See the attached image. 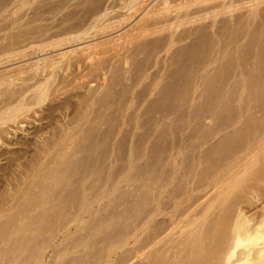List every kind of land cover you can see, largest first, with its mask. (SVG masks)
<instances>
[{"label": "bare ground", "instance_id": "6f19581e", "mask_svg": "<svg viewBox=\"0 0 264 264\" xmlns=\"http://www.w3.org/2000/svg\"><path fill=\"white\" fill-rule=\"evenodd\" d=\"M29 1L16 0V4H14L19 8H15L21 10L22 7L24 8V6L31 3ZM120 1L121 2L119 3L118 1L119 4L116 5L112 3L111 5H113V7L111 6L112 8L108 9H103L100 6V8H98V4L96 5L97 9H95V7L91 9L92 11L87 8L86 9L89 11H86L82 7L86 13L80 16V18H83V21H79L77 24L69 25V27L67 26L68 28L62 29L60 32L56 31L53 34H48L50 29L43 30L37 27L38 31L37 29L34 30L35 32L37 31V33L32 30L34 32H32V35L37 34L39 37L37 36L34 41L31 39V43H28L30 38L21 33L22 36H20L21 34H18V36L11 35L9 39H7L8 41H6V44L0 47V64H2L4 60L8 62L14 57L22 59L26 57L28 53L36 54L37 52L60 49L76 41L84 39L87 41L89 40L87 38L92 39L95 36L97 37L100 33L104 34V32H106L105 30L108 31L109 28L115 29L114 27H121L122 24L125 22L127 23L128 19L132 18L133 15L145 9L143 11L144 14L140 20H138L139 23H136L135 27H133L135 30L129 31L130 33H124L125 35L123 37L121 35L122 38H113V40L110 39V41L108 40L105 43L88 44L87 46L85 45V47L68 50L67 52L61 51L56 54V56L53 55L52 57L37 59V61L33 63L25 64L26 66L22 65L21 68L18 66L16 68L17 70L14 69L11 72L8 71L0 75V143L8 144L9 146L10 144L20 145L23 148L27 147L29 149L33 145L32 148H36L31 158L29 156L31 159L30 161L28 158V160H24L26 155L24 153H27L26 151L28 149L25 151L21 148V150H10L8 152L7 150L5 152L4 148V150H0V185L4 186L3 189L0 187V264H133L132 262H134V264H264V100L260 97L263 94L262 92H264V87H262L263 84L261 86L262 88L257 86V82L255 84L257 80L253 81L256 87L251 85L252 83L250 84L254 87L251 90H255V92L253 91L254 98H249V103H245L246 105L244 107L241 106V108H239L241 110L238 109V115L236 114L237 116L230 119L231 123L227 128L232 127L233 129L235 127L230 136L226 139L220 137L225 140L219 139L215 145L208 146L209 148H206L204 152L201 149L202 152L192 155L191 159L188 157L189 160L186 157L188 161H185V158L183 159V155H181L182 149L180 150L179 147L174 149V147L180 144L175 146L174 143L172 153L170 151L171 146L166 145L164 148L162 147L163 149L158 147L160 148L159 151H157V146L155 147L154 145L153 149L147 152L148 149H146V146L149 143L146 146L141 144V142L143 143L145 141L144 138L143 141H138L140 142L137 143L138 145L135 144L134 147L132 146L133 148L131 147L132 144L130 145L129 152L127 151L128 159H125L126 164H123L124 166L121 164L123 166L121 170L119 169L120 167L117 168L120 171H114L113 165H109L111 163L109 160L113 157L112 156L110 159L109 156H111V154L109 153L112 152L113 154L115 150L112 151L109 149V156L105 158V156L108 155L105 153V149H107L106 141H110L108 137L110 132H112L110 131L108 134L105 132V129H107L106 127L109 128L113 126V121L110 120L112 116L108 114L110 110L116 105L115 107L117 109L115 108V111H113L114 114H118L116 115L118 116V120L115 119L118 122L117 128L129 124L130 117H128V119L124 118L122 114H125L127 110L131 109L132 104H135L136 107L137 104L139 106L144 101V98L151 95L150 93L157 89L159 82L162 80V78H160L161 80L158 82L156 81L157 83L153 80V83L151 82V84H149L150 93L148 95L144 92L145 94L138 93L134 96L136 88H139V86L147 80L148 75L146 76V73L142 72L147 69L145 70V67L142 69L140 66L142 70L139 69V71L142 72L143 75L136 78L134 81L128 76L122 79V77H120L121 75H118L122 74V71L124 74V66L128 65L129 68H126L125 74H129V71H132V68L130 70L132 62L137 56L147 53L149 48L151 54L152 50L155 49L157 54L160 55L162 51L169 52L176 40L178 41L173 35L169 36V38H165L166 40H164V37L158 40H155L153 37L155 41L152 40L150 42H146V38H150V36L152 38V36L156 34L162 35V32L164 33L169 30L172 33V29L207 19H212L215 26L216 18L222 15L233 17V12L235 10L237 11L238 5L241 3L238 4L239 0H237V3H235L236 0H226L227 3H224V0L221 1L223 4L220 2L215 8L214 1L216 2L217 0H159L157 2L159 8L153 5L147 10L151 3L150 0V3L148 0ZM242 1L243 0L240 2ZM78 2L79 5L86 4L85 7L90 6V8L94 4L92 0L91 3L90 0H78ZM100 2H102V0ZM147 2L149 5H146L148 4ZM201 2L206 3V5L208 2L214 3V8L210 11L208 10L210 7H208L206 11L209 13L207 15V12H203L205 11L203 9L206 8L201 7L198 9L200 12L197 13L202 14L203 12V14L205 13L206 15H201L202 17L199 16V18L195 17L193 20V17L189 14L192 17L191 20V17L186 15V12L188 13L187 9L190 11L189 7H194V5L198 6V3ZM64 3L65 0L54 8L49 7L47 13L53 11L56 13V11L62 10L65 5ZM244 3L245 5H243ZM5 4L0 6V10H5ZM261 4H264V0H247V2H242L240 8H246L245 11L248 9L246 16L249 15V19H247L248 17L245 18L248 22L252 18L251 22L253 23L255 16H257V10ZM79 5L77 6L79 7ZM200 5L202 4H199V6ZM156 7L158 9H156ZM175 7H179L177 8L178 10H176ZM240 8L238 10L242 11ZM111 9L112 11L119 9L120 11H124V14L117 16L113 14L109 19L108 17L111 15L109 11H111ZM191 11L195 13L196 9H191ZM15 14L17 13L15 12ZM76 15L78 14L73 11L65 16H61V22L58 20L60 22L59 25L70 24L71 21L74 22V20H77ZM187 16H189L190 19ZM262 17L261 19H263ZM261 19L260 22H262ZM242 20L241 18V20L239 19V21L236 22L238 25L234 21L233 25L236 24V27H240L244 24L245 27V25L251 24H248L246 20L245 23L247 24L243 23L239 25L242 23ZM34 21L32 22L34 23ZM59 25L57 24L56 26L58 27ZM136 25L138 26L137 29ZM260 27L261 26L258 27L259 30ZM14 28H16V26ZM250 30L252 29L250 28ZM230 31L231 34L237 32L233 28ZM256 31L258 32V29L254 32L256 33ZM8 33L10 34V32ZM29 34L31 36V33ZM214 34L217 35L215 32ZM240 34H242V31ZM260 34L261 33H259L260 37L257 36L258 34H256V36L262 39ZM256 36H254V39L258 42ZM234 37L235 36L232 35L230 38L233 39L226 38L222 40V38L218 36L217 41L210 44V46L213 47L209 49L206 48V50L209 51H207L208 54L206 52L205 54L209 57L207 56V59L204 58L205 60L203 59L204 54L202 58L200 57L203 51H201V54H199L200 52L198 51L199 56L197 55L196 57L197 67L193 70L195 73L193 76L194 79L193 81H191V79L190 82L185 83V86H182L183 89L180 91V94L178 92L180 97L179 98L177 95L179 98L178 102L176 101L178 106H181V108H188L191 101L190 97L192 96H190V94L196 91V93H198V89L201 88L199 82L202 78H198L199 75L197 76V74L201 70H207L209 65V62L207 63L208 58L210 63H212L211 59L213 58H215L216 61H220L221 58L219 59L218 57L217 60V55L219 56L218 53H220L223 48V55L220 54L223 58H226L224 56H226L225 54L227 53L224 50L227 51L228 46L238 42L237 40L235 41ZM244 37L246 38V36ZM37 39L41 40L37 41ZM241 39L242 38H239L238 40L240 42L243 40L244 42V39ZM250 40L251 39L246 41V43L248 42L251 44L254 42ZM120 41L121 43H119ZM26 42L27 44H25ZM256 42L255 45H257ZM262 42L261 44H263ZM248 43L247 45H249ZM243 45H245V42ZM252 45H245L251 49L249 50L247 48L248 50H245L248 52V54L246 53L247 55L252 53L255 47L254 53L260 49H258L260 43L258 47H253L254 45ZM262 50L263 52L260 53L258 51V54L260 53L262 55L264 49ZM235 51L238 53V49H235ZM239 53L238 55L241 54ZM235 54L236 53H234V55ZM109 55H111V57L107 58ZM211 55H213V57ZM252 55L250 54V57L248 56V58H250L249 60H251L252 57L254 59L255 56ZM261 55H257L258 58L256 56L258 62L254 59L255 63L257 62L256 65H258L257 68H254V71L259 73H257L258 77L260 74L264 75V66H262L264 64V57H262L264 54ZM210 56L212 58H210ZM239 57L243 58V56ZM113 59H116L115 62L119 64H117L118 66L116 63V66L111 64V60ZM240 59L241 58H237V61H240ZM226 60H229V58L225 59V62ZM233 60L231 58V60L226 62L228 64H222L226 67L229 65L230 61ZM254 61L251 60L253 63L250 64L254 65ZM233 62L230 64L232 65ZM243 63L245 64L246 62L243 60ZM238 65L240 66V64ZM223 66H220V68L222 67L224 70L225 67ZM222 68L220 70H222ZM243 68L247 69L245 66ZM249 69L253 70L252 66ZM227 70L224 72L228 73ZM208 72L210 73V71ZM218 72L220 71L218 70ZM238 73L241 74V72ZM196 77L198 79H196ZM157 78L155 79L157 80ZM85 79H89V81L85 83ZM208 79L211 78L209 77ZM122 80L131 82H129V88L122 90L120 93L117 92L119 94H115L114 89L122 85ZM98 81L99 83L103 81L104 85H99L97 88L95 87L93 89L89 88L91 83ZM246 81L248 80H245V82ZM219 82L215 81L214 85ZM81 89L89 90L87 93L85 92L81 95L78 92ZM247 89L244 87L242 92L237 93L240 95L235 93L237 97L239 96L238 98L236 97L238 99H236V102L241 101L240 96L243 92H246ZM167 90L170 89H166L164 94L168 93L170 95L171 90L169 91L170 93L167 92ZM214 92L215 91H213V94H209V98L208 95H205V99H208V101L211 100L210 96L216 94V92ZM113 95L115 97L112 102L109 99H111ZM126 95H130L131 97L124 101ZM253 95H251V97H253ZM61 96H63V99L60 98ZM164 96L166 97L167 95L165 94ZM168 97L169 96H167V98ZM199 97L201 98V95ZM216 97L217 96L212 98V102L216 100ZM74 98L78 99L76 103L71 102ZM115 98L117 99L116 102ZM192 98L194 101L197 99L193 96ZM262 98H264V96H262ZM56 99L61 101V103L53 104ZM205 99L204 101L206 102L207 100ZM167 100L168 99H165L164 103L169 101ZM194 101L192 103H194ZM210 102L208 103L211 104ZM213 104L214 103H212V109L214 110L217 105L213 107ZM209 107H211V105H209ZM40 112L41 115L43 114L42 119H40ZM59 112H61L63 118L56 119L57 116H55V113ZM64 112L65 114H63ZM210 113H212V111H210ZM213 113L215 112L213 111ZM114 114L113 116H115ZM174 114L176 115L177 113H173V111L169 109L166 111V116L161 117L162 119L159 120L167 122ZM182 114H180V116ZM204 114L205 112H203V117L205 116ZM35 115L39 117L38 120L40 121H44L45 118L48 119L49 122H52L51 125L48 124L50 127V133H47L48 137L42 138L40 136V139L38 138V140L32 141V145L29 141H21L20 138V140L17 139V141L12 143L7 140V136L10 134L8 132L10 127L14 125H24L26 119L34 118L36 117ZM214 116L205 118H208L212 122L217 119V115L214 114ZM112 120H114V118ZM182 121L184 120L181 119L180 122ZM133 122H136L134 127L135 130L142 129L140 127L141 122L140 124H137L135 120ZM156 125L160 126V122H157ZM103 127H105L104 131L102 130ZM124 129L125 128H123V130ZM155 129L156 131L159 130L158 128ZM162 129L163 128H161V130ZM221 130L222 129L215 128L210 133L205 130L203 131L206 132L205 134L200 131L201 135L198 140L195 135H192L194 141H203L201 144L197 142L198 146L195 145L197 146L196 148L204 147L205 144H208L215 136L219 138L218 135ZM45 131L47 130L45 129ZM115 131L114 129V132ZM118 131L120 132V129H118ZM152 131H154V128ZM152 131L151 133L153 134ZM170 131L172 132V130ZM170 131L168 133H170V135L173 134ZM183 131H185V129L182 130V132ZM115 134L114 136L117 135ZM166 134L164 135L166 136ZM145 135L144 137H147L148 133ZM96 137L97 140L100 138L103 139V142L100 141L101 139L98 141L101 142L100 144L96 141L99 146L93 143ZM154 137L155 136H153V138ZM151 140H149V142H151ZM146 141H148L147 138ZM183 142L182 144H184ZM90 145L96 146L94 149H100L101 152L104 151L103 153L106 155L104 154L103 157L105 159L103 158L101 160L105 161L109 158L107 161L110 163L106 161L101 164V160L97 162L99 158L97 161L92 160L91 162L100 163L101 166L92 167L94 164L89 162L92 165L90 164L91 167L87 169L89 166L87 161L91 158L86 161L82 159L83 157L81 155L93 149ZM136 145L138 148L139 145L144 146L140 147L143 148L141 149L142 151H137L138 153H135V150H137L135 148ZM192 147H194V145ZM96 149L93 151H96ZM173 150H175V154ZM186 150L187 148H185L184 151ZM93 151L90 152L93 153ZM97 151L93 154L98 153ZM155 152H157V156L159 153L160 155L155 157ZM21 153H23V157ZM89 153L86 154L87 157ZM92 153L91 156H93ZM103 153L101 155H103ZM185 154L186 152L184 156ZM148 155L150 157L154 156L155 158H149L150 160H148ZM79 158H81V161L85 160L87 163H83L82 165V162H79ZM145 159H147V162ZM142 160H145V162L143 161L144 163L142 162L140 165L139 161ZM77 161L82 166L79 164L77 165ZM112 161H114L113 163L116 162L115 157ZM15 163H18L17 166H15ZM105 163L109 164L105 166ZM84 164H86L87 167ZM13 166L17 167L19 170L17 171L18 174L16 172L15 174L12 173ZM80 166H85L86 169L83 171V168H81L82 171H80L78 170ZM115 166L114 164V167ZM75 168L81 173H75V171H77ZM10 173L14 174L15 177L12 178ZM10 176L11 179H8ZM121 185H124L128 190H124ZM118 192L120 193L118 194ZM119 208L120 212H116ZM86 220L88 221L87 224L85 223ZM72 226H75V228H73L74 231H70ZM76 227L78 229H76Z\"/></svg>", "mask_w": 264, "mask_h": 264}, {"label": "rangeland", "instance_id": "374dc122", "mask_svg": "<svg viewBox=\"0 0 264 264\" xmlns=\"http://www.w3.org/2000/svg\"><path fill=\"white\" fill-rule=\"evenodd\" d=\"M4 3H3V2ZM8 2V3H6V2ZM0 0V6H3L2 4H5L7 7H9V8H7L6 6H4L5 7V10L3 9V10H0V47L2 46H4L5 44H6V41H8L7 39H9V37L11 36V35H14V36H18V34L20 35L21 33H23V35L25 36H27L28 38H30L27 42L28 43H31V39H33V41H34V39L38 36L37 34H35V35H32L35 31V29H37V27H39L38 29H43V30H47V29H50V31H49V33L48 34H53L54 32H60V31H62V29H66V28H68L69 27V25H74V24H77V23H79V21H83L82 19V17L80 18V16H83V14L84 13H86L85 12V10L86 11H89V10H91V9H94L95 7V9H97V6H98V8H103V9H108V8H112L113 7V5H114V3H115V5L116 4H119L121 1L120 0H102V2H104V3H102V2H100L101 0H92V3L94 2V4L91 6V8H90V6L89 7H85V5L84 4H82V5H79L78 3L80 2H78V0H65V5L63 6V9L60 11V10H58V11H56V13H55V11H53V12H51V13H47V10H48V8L50 7V8H54V7H56V6H58V4H60L61 2H64V0H28L29 2H31V3H29L27 6H24V8L22 7H20L21 8V10H22V12H21V10L20 9H16V8H19V7H16V0H14V2H13V0ZM61 1V2H60ZM96 1V2H95ZM118 1H119V3H118ZM150 1H151V3H150ZM148 0V2L150 3V5H149V3L148 4H146V5H149L148 6V8H147V10L149 9V7H151V6H157V2L159 1V0ZM221 1H224V0H217L216 2L214 1V3H215V5H214V3H209V6H208V3H207V5H206V3H204V2H201V3H198V6H199V4H202V5H200L199 7L197 6H195L194 5V7L192 8V7H189L190 8V11H189V9H187L188 10V13L186 12V15H189V14H191V16L193 17V20L195 19V17L196 18H199V16L200 17H202V16H204V15H208V11H206L207 9H208V7H210V9H208V10H212V8H214L215 6H218L219 5V3L221 2ZM241 0H239V2L236 0V2L235 3H237L238 2V4H240V5H242V2H247V0H243L242 2H240ZM13 2V3H12ZM99 2V3H98ZM153 2V3H152ZM226 2V0L224 1V3ZM229 2V1H228ZM234 2V1H233ZM12 3V4H11ZM15 3V4H14ZM77 3V4H76ZM90 3H91V0H90ZM113 3V5H111ZM205 5H204V4ZM227 3V2H226ZM98 4V5H97ZM221 4H223L222 2H221ZM10 5V6H9ZM18 5V4H17ZM75 7H74V6ZM77 5H79V7L77 6ZM97 5V6H96ZM211 5H212V7H211ZM213 5H214V7H213ZM240 5H238L239 7H238V9L240 8ZM243 5H245V3L243 4ZM94 6V7H93ZM100 6V7H99ZM112 6V7H111ZM206 6V7H205ZM3 7V8H4ZM16 7V8H15ZM45 7V8H44ZM76 7H78V8H76ZM82 7L85 9H82ZM158 7V6H157ZM156 7V9H158ZM201 7H204V8H206V9H203V10H205V11H203V12H207L206 14L204 13L203 14V12H202V14H198L197 12H200V10H198V9H200ZM245 7V6H244ZM13 8V9H12ZM47 8V9H46ZM80 8V9H79ZM89 9V10H87V9ZM176 8V7H175ZM177 8H179V7H177ZM176 8V10H178ZM216 8V7H215ZM241 8H243V7H241ZM240 8V9H241ZM15 9V10H14ZM77 9V10H76ZM191 9H196V12L195 13H197L196 15H194L195 13H193L192 11H194V10H192L191 11ZM237 9V11L235 10L234 12H233V14H232V16L233 17H229V15H222V16H220V17H218V18H216V24H215V26H214V22H213V20L212 19H210V20H202V21H200V22H197V23H194V24H188L187 26H189V27H187V26H181V27H177L176 29H172V33H171V31L169 30V31H165L164 33L162 32V35H158V34H156V35H153L152 36V38H151V36H150V38L149 37H147L146 38V42H150V41H152L153 40V37H154V39L155 40H158V39H161V38H163L164 37V40H166L165 38H169V36H171V35H173L174 37H175V39H178V41L176 40V42L174 43V45H172V47L170 48V50H169V52H167V51H162L161 53H160V55L159 54H157V51L155 50H152V54L150 53V48H149V51H147V53H145V54H142V55H139V56H137V58L132 62V65H131V67H130V70H131V68H132V71H129V74H125V70H126V68L128 69L129 68V65L128 66H124L125 68V70H124V74H123V71L121 72L122 74H119L118 76H120V77H122V79H125V78H127V76L129 77V78H131L132 79V81H134L136 78H138V77H141V75H143V73L142 72H144V73H146V76H147V80H145L140 86H139V88H136V90L134 91V96L135 95H137L138 93H143V94H149L150 92V90H149V88H150V85L149 84H151V82L153 83V80L156 82H158V81H160L161 79L160 78H162V80L159 82V85H158V87H157V89H155L154 91H152L150 94L151 95H148V97H146V98H144V101L138 106V104H137V107H136V105L135 104H132V108L131 109H129V110H127L126 112H125V114H122V116L124 117V118H127L128 119V117H130L129 118V121H130V123L129 124H126V125H122L120 128H117L118 127V122L116 121V120H118L117 119V117L118 116H116V115H118L117 113H115L114 114V111H115V106L113 107V109L112 110H110V112L108 113L109 115H111L112 117V119L114 118V120H112L111 118H110V120L111 121H113L112 123V125L113 126H110L109 128L108 127H106L107 129H105V127H103V131H104V129L106 130L105 132H107L108 134H109V132L110 131H112V132H114V129L116 130L114 133H112V132H110V134L112 135H110L109 134V137H108V140L110 139V141H106V144H107V149H105V153L106 154H108L109 153V149H111L112 151L113 150H115V152L113 151V154H112V152H111V150H110V152L111 153H109V154H111V156H109V154L108 155H106L105 153H103V152H101V150L99 149H96V151L98 152V153H95V154H93L94 152H96V151H93V150H95L94 149V147H96V146H99L97 143H96V141L98 142L99 140H97V137H96V140H94V142L93 143H96V144H94V145H96V146H93V145H90L91 146V148H93V149H91L90 150V147L88 148L90 151H93V153L92 152H90L89 150V152H87L86 154H88L89 153V155H88V157L86 156V154H84V155H81L82 157V159H85L86 161L87 160H89L90 158V160L89 161H87L88 162V164H89V166L87 167L86 166V164H84L86 167H87V169L88 168H90L91 167V163H93L94 164V166H92V167H98V165H100L101 166V164H103L102 162H106L109 158H107V160H105V161H102L101 159H103L104 157V154L106 155L105 156V158L106 157H110V159H111V157H112V159L111 160H109V161H111V163H113L114 161H112L113 159H114V157H115V163H113V164H111L109 161H107V162H109V163H105L104 165L105 166H107V164H109V165H113V170L114 171H118L119 169L121 170L122 168H123V166L126 164V160L128 159V153H127V151L129 150V147H130V145H131V147L133 146H135V144H137V143H140L141 141H143L144 139H145V141H146V138L148 139V141H146V143H145V141L142 143L141 142V144L142 145H147L148 143V145L146 146V149H148V151L147 152H150L151 150L150 149H153V146L155 145V147L156 148H158V147H165V145L166 146H171L170 147V151H171V153H172V149H173V147H174V143H175V146L177 145V144H180L179 146L177 145L176 147H174V149H176V148H178L179 147V149L181 150L182 149V151H181V155H183V159L186 161L187 159L189 160V158L191 159L192 158V155H196V154H198V153H200V152H202V150H203V152H204V150L206 149V148H209L210 146H212L213 144L215 145L216 144V142H218L219 141V139H221L222 137H224L225 139L228 137V136H230V134L232 133V130L235 128H233L232 129V127H228L227 128V126H229L230 125V119H232V118H234V116H237L238 115V113H239V111H238V109L239 108H241V106L242 107H244L246 104L245 103H249V101H250V99L249 98H254V92H255V90L253 89V90H251L252 88H254V87H252L251 85H254L255 87H256V82L258 83L257 84V86H259V88H262V87H264V75H259V77H258V72H255L254 70V68H257V66L258 65H256L257 64V62H258V56L257 55H261L260 53L261 52H263V50L262 49H264L263 47H264V42H262V41H264L263 39H264V35H263V33H264V28H263V26H264V4L262 5H260L259 6V8H258V12L256 13V15L258 16V15H260V16H255V20H254V18H253V23L251 22V20H252V16L250 17L251 18V20H249V22H248V20L247 19H249V15L248 16H246L247 15V11H248V9H247V11H245V9H241L242 11H240V10H238ZM260 9V10H259ZM14 10V11H13ZM76 10V11H75ZM119 9H115L114 11H112V9H111V11H109V13L111 14V15H109V19L113 16V14H115V16H117V15H120V14H124V11H118ZM145 9H142V10H140V12H138V13H136L135 15H133L132 16V18H130V19H128V21H127V23L125 22V23H123L122 24V26L120 27H114L115 29H111V28H109L108 29V31L107 30H105L106 32H104V34H99V35H97V37L95 38H92V39H90V38H87V39H89V40H87L86 41V39H84V40H81V41H76L75 43H72L71 45H67V46H64L63 48H60V49H52V50H49V51H46V52H37L35 55L34 54H32V53H28L27 54V56L26 57H24V58H22V59H18L19 57H14V58H11L10 60H12V61H8L7 62V60H4L3 62H2V64H0V75H2V74H4L5 72H11L12 70H17L16 68L19 66L20 68H21V66L23 65V66H26L27 65V63L28 64H30V63H33V62H35V61H37V59L39 60V59H42L43 57L44 58H48V57H52L53 55H55L56 56V54H58V53H60L61 51L62 52H67L68 50L70 51V50H73V49H79V48H82V47H85V45L87 46L88 44H93V43H105V42H107L108 40L110 41V39L111 40H113V38H120L121 37V35H122V37L125 35L124 33H126V32H129V31H134L135 30V28H133V27H135V24L137 23H139L138 22V20H140V18L142 17V15L144 14L143 13V11H144ZM186 10V11H187ZM198 10V11H197ZM202 10V9H201ZM263 10V11H262ZM1 11H2V13H1ZM46 11V12H45ZM74 11V13H77L78 15H76V17H77V20H74V22L73 21H71L70 22V24L69 23H67V24H63V25H59V23L61 22L60 20V18H62L61 16H65L66 14H68V13H70V12H73ZM92 11V10H91ZM185 11V10H184ZM12 12V13H11ZM15 12L17 13V14H15ZM19 12V13H18ZM44 12H45V14H44ZM58 12V13H57ZM182 12V11H181ZM181 12H178V13H181ZM192 12V13H191ZM238 12V13H237ZM260 12V13H259ZM263 12V13H262ZM11 15H10V14ZM14 13V14H13ZM40 13H42V14H40ZM47 13V14H46ZM183 13H185V12H183ZM235 13V14H234ZM240 13V14H239ZM242 13V14H241ZM55 14V15H54ZM182 14V13H181ZM239 14V15H238ZM249 14V13H248ZM38 15H40V16H38ZM43 15V16H42ZM202 15V16H201ZM37 16H38V18H37ZM135 16V17H134ZM190 16V15H189ZM189 16H187V17H189ZM190 16V17H191ZM246 16V17H245ZM263 16V17H262ZM190 17H189V19H190ZM192 17H191V20H192ZM225 17V18H224ZM228 17V18H227ZM248 17V18H247ZM261 17L263 18V19H261ZM241 18L243 19L242 20V23L241 24H239V25H242L243 23H245V21L247 20V23L249 24V23H251L250 25H245V27H244V24H243V26H240V27H236L238 24L236 23V22H238L239 21V19L241 20ZM245 18H247V19H245ZM34 19H35V21H34ZM80 19V20H79ZM188 19V18H187ZM227 19V20H226ZM229 19V20H228ZM244 19H245V21H244ZM260 19H261V21L262 22H260ZM37 20V21H36ZM60 22H59V21ZM224 20V21H223ZM237 20V21H236ZM259 20V21H258ZM16 21V22H15ZM32 21H34V23L32 22ZM190 21V20H189ZM219 21V22H218ZM235 21V23L237 24H235V25H233L234 22ZM256 21H257V23H256ZM206 22V23H205ZM247 23H245V24H247ZM59 25L58 27L56 26V25ZM208 26H207V25ZM16 26V28H14V27H12V26ZM121 25V24H120ZM255 25V26H254ZM54 26H56V27H54ZM68 26V27H67ZM232 26V27H231ZM236 27L237 29H239V30H237L236 28H234V27ZM248 26H250V27H248ZM253 26V27H252ZM256 26H261L260 27V30H259V28L258 27H256ZM9 27V28H8ZM19 27V28H18ZM45 27V28H44ZM137 25H136V29H137ZM196 27H197V29H196ZM230 27V28H229ZM244 27V28H243ZM15 30H14V29ZM195 28V29H194ZM224 28H226V29H224ZM232 28L233 29H235V31H237L236 33H239V34H231V31L230 30H232ZM241 28V29H240ZM243 28V29H242ZM250 28L252 29V30H250ZM38 29H37V31H38ZM133 29V30H132ZM210 29V30H209ZM228 29V30H227ZM230 29V30H229ZM245 29V30H244ZM248 29V30H247ZM254 29V30H253ZM256 29H258V32L256 31V33L254 32ZM34 32H33V31ZM216 30V31H215ZM227 30V31H226ZM37 31L35 32V33H37ZM40 31V30H39ZM183 31V32H182ZM220 31V32H219ZM230 33H229V32ZM239 31V32H238ZM241 31H242V34H240L241 33ZM8 32H10V34L8 33ZM25 32V33H24ZM33 32V33H32ZM214 32L217 34V35H215L214 34ZM225 32V33H224ZM244 32V33H243ZM245 32H246V34H245ZM29 33H31V36H30V34ZM123 33V34H122ZM130 33V32H129ZM220 33H221V35H220ZM259 33H261L260 35L262 36V39L261 38H259L260 36H259ZM226 34V35H225ZM256 34H258L257 36H259L258 38H257V36H256ZM120 35V36H119ZM167 35V36H166ZM204 35V36H203ZM231 35V36H230ZM232 35H234L235 37H239V38H242V39H244L245 37L244 36H246V40L244 39V42H245V45L246 46H249V45H252L253 43V47H255V46H257L258 47V44L260 43V45H259V47H258V49L259 50H257V52H255V53H257V54H255L254 53V51H255V48H254V50H252V53H253V55H252V53H250L252 56H255L254 57V59H255V61H257L256 63H255V61H254V59H253V57L251 58V60L252 61H254V65H251L253 62H251V60H249L250 58H248V56L250 57V54L249 55H247L248 54V52L247 51H245V50H248L249 48L248 47H246L245 45H243L244 44V42H243V40L240 42L237 38H235L234 37V39H235V41L237 40L238 42H236L235 44H233V45H230V46H228V49L227 48H225V49H227V51L226 50H224L227 54H225L226 56H224V57H226V58H223L222 57V53H223V49L220 51V53L222 54H220V53H218L219 54V56L217 55V60H218V57H219V59H220V61L218 60V61H216V59L215 58H213V59H211V62L212 63H210V61H209V58H208V61H207V63L209 62V65H208V67H207V70L206 69H204V70H201L198 74H197V76H198V78L200 77V78H202L201 79V81L199 82L200 84H201V88H199L198 89V93H196V92H194V93H191L190 94V96L192 95L193 97H195V101H194V99L192 98V96L190 97V99H191V101H190V103H189V106H188V108L186 107V108H181V106H178V99L180 98L179 97V95H178V92H179V94L181 93L180 91L183 89V87L182 86H185L186 84L185 83H188V82H190V80L191 81H193V76H194V72H193V70L197 67V65H196V62H197V59H196V57H197V55H198V51L200 52L199 54H201V51H203V53H202V55L200 56L201 58H202V56H203V54H204V57H203V59L204 58H206L207 59V51H209V50H206V48L207 49H209V48H212L211 46H210V44H213L214 42H216L217 41V39H218V36H220V38H222V40H225L226 38L228 39V38H230V37H232ZM239 35V36H238ZM244 35V36H243ZM249 35H251V36H249ZM256 36V38H257V41L259 42H256L255 41V37L254 36ZM20 36H22V34L20 35ZM115 36V37H114ZM183 36V37H182ZM226 36V37H225ZM242 36V37H241ZM6 37H8V38H6ZM39 37V36H38ZM121 37V38H122ZM156 37H157V39H156ZM225 37V38H224ZM252 37H253V39H252ZM125 38V37H124ZM182 38V39H181ZM213 38V39H212ZM2 39H3V41H2ZM175 39H173V40H175ZM192 39V40H191ZM230 39H233V38H230ZM249 39H251V40H253L254 42H252L251 40V44H249L248 42V44L249 45H247V43H246V41H248ZM36 40V39H35ZM38 40H41V39H37V41ZM106 40V41H105ZM155 40H153V41H155ZM195 40V41H194ZM214 40V41H213ZM261 40V41H260ZM211 41H213V42H211ZM4 42V43H3ZM27 42L25 43V44H27ZM78 42V43H77ZM255 42H256V44L257 45H255ZM261 42L263 43V44H261ZM119 43H121V41L119 42ZM24 45V44H23ZM37 45H38V43H37ZM243 45V46H242ZM180 46V47H179ZM245 46V47H244ZM226 47V46H225ZM242 47V48H241ZM252 47V48H253ZM261 47H262V49H261ZM234 48V49H233ZM248 48V49H247ZM251 48V47H250ZM183 49V50H182ZM235 49L237 50L238 49V53H239V51H240V55H238V53L235 51ZM65 50V51H64ZM233 52H232V51ZM249 50H251V49H249ZM262 50V51H261ZM154 51V52H153ZM195 51V52H194ZM258 51L260 52L259 54H258ZM205 52L207 53V54H205ZM195 53V54H194ZM234 53H236L235 55H234ZM243 53H244V55H243ZM247 53V54H246ZM156 54V55H155ZM230 54H232V55H230ZM264 54V53H263ZM262 54V55H263ZM113 55V54H112ZM148 55V56H147ZM151 57H150V56ZM206 55V56H205ZM234 55V56H233ZM238 55V56H237ZM246 55V56H245ZM261 55V56H262ZM54 56V57H55ZM108 56V55H107ZM199 56V55H198ZM212 57H213V55H211ZM210 56V58H212ZM221 56V57H220ZM230 56V57H229ZM239 56H243V58L242 57H239ZM256 56H257V58H256ZM111 57V55H109V57H107V58H110ZM156 57H157V59H156ZM209 57V56H208ZM229 58V60H231V58H232V60L233 61H235V62H233V61H230V63L231 62H233V64L231 65L230 63H229V65H231L232 66V68H231V66L230 67H228V66H223L224 64H222V63H225V65L226 64H228V63H226V62H228L229 60H226V62H225V59H228ZM262 57H264V56H262ZM192 60H191V59ZM222 58H223V60H222ZM237 58L239 59V58H241L240 59V61L238 60L237 61ZM246 58V59H245ZM19 61H18V60ZM244 60V62H246L245 64L243 63V60ZM257 59V60H256ZM21 60V61H20ZM171 60V61H170ZM205 60V59H204ZM212 60H214V61H216V62H214V61H212ZM242 60V61H241ZM116 61V59H113V60H111V64H114L115 65V62ZM177 61V62H176ZM114 62V63H113ZM168 62V63H167ZM145 63H147V64H145ZM218 63V64H217ZM234 63H235V65H234ZM241 63H242V65H241ZM250 64V65H248V64ZM264 63V62H263ZM26 64V65H25ZM118 63H116V65H117ZM135 64V65H134ZM185 64V65H184ZM216 64H217V67H216ZM221 64V65H220ZM238 64H240V66L238 65ZM115 65V66H116ZM119 65V64H118ZM117 65V66H118ZM237 65V66H236ZM248 65V66H247ZM142 67V69H144V67H145V70L146 71H142V72H140L139 71V69H141V67ZM220 66H223V67H225L224 68V70H223V68H222V70H220L221 68H220ZM235 66V67H234ZM245 66V68H247V69H244L243 67ZM251 66H252V68H253V70L251 69H249V68H251ZM254 66H256V67H254ZM262 66H264V64L262 65ZM227 67H228V70H227ZM259 67H260V65H259ZM20 68H18V69H20ZM122 68V67H121ZM210 68V69H209ZM238 68H240V69H238ZM243 68V69H242ZM141 69V70H142ZM150 69V70H149ZM169 69V70H168ZM228 71V73H225L224 71H226V70ZM137 70H138V72H137ZM214 70V71H213ZM218 70L221 72H224V73H220V72H218ZM245 70H247V71H245V73H244V71ZM249 70V71H248ZM261 70V69H260ZM208 71H210V73L208 72ZM256 73H254V72ZM3 72V73H2ZM131 72V73H130ZM140 72V73H139ZM218 73V74H216V73ZM238 72H241V74L240 73H238ZM247 72V73H246ZM250 72V73H249ZM139 73V74H138ZM142 73V74H141ZM174 73V74H173ZM205 73V74H204ZM209 73V74H208ZM220 73V74H219ZM244 73V74H243ZM258 73V74H257ZM132 74V75H131ZM162 74V75H161ZM201 74V75H200ZM214 74V75H213ZM222 74V75H221ZM224 74V75H223ZM228 74V75H227ZM234 74V75H233ZM239 74V75H238ZM252 74V75H251ZM109 75V74H108ZM107 75V76H108ZM124 75H126V76H124ZM145 75V74H144ZM206 75H207V77H206ZM218 75V76H217ZM231 75H233V76H231ZM242 75V76H241ZM249 75V76H248ZM151 76V77H150ZM175 76V77H174ZM202 76V77H201ZM212 76V77H211ZM214 76H215V78H214ZM224 76V77H223ZM238 76V77H237ZM239 76H241V77H239ZM262 76V77H261ZM158 77V78H157ZM211 78V79H208V78ZM218 77V78H217ZM222 77H223V79H222ZM227 77V78H226ZM234 77V78H233ZM243 77V78H242ZM247 77H248V79H247ZM250 77V78H249ZM256 77H257V79H256ZM155 78H157V80L155 79ZM178 78V79H177ZM187 78H188V80H187ZM190 78V79H189ZM197 77H196V79H198ZM222 80H221V79ZM243 79V80H242ZM250 79V80H249ZM204 80V81H203ZM245 80H248V81H246L245 82ZM252 80V81H251ZM255 80H257V81H255ZM258 80H259V82H258ZM262 80V81H261ZM89 81V79H85L84 80V82L85 83H87ZM211 81V82H210ZM213 81V82H212ZM215 81H217V82H219V83H216V85H214L215 84ZM240 81V82H239ZM253 81H255V84H253ZM261 81V82H260ZM130 81H123L122 80V85H120V86H117V87H115V94L117 93V92H121L122 90H124V89H127V88H129V85H130V83H129ZM150 82V83H149ZM156 82V83H157ZM173 82V83H172ZM196 82V81H195ZM242 82V83H241ZM263 82V83H262ZM99 81L98 82H94V83H91L89 86V88H97L99 85H104V83H103V81L102 82H100L99 84ZM172 83V84H171ZM239 83H241L242 84V86H241V84H239ZM252 83V84H251ZM261 83V84H260ZM213 84V85H212ZM237 84V85H236ZM245 84H246V86H245ZM251 84V85H250ZM262 84H263V86H262ZM126 85V86H125ZM164 85V86H163ZM221 85V86H220ZM233 85V86H232ZM239 85V86H238ZM160 86V87H159ZM173 86V87H172ZM212 86V87H211ZM218 86V87H217ZM223 86V87H222ZM262 86V87H261ZM170 87V88H169ZM182 87V88H181ZM205 87V88H204ZM216 87V88H215ZM244 87H246V92H243L242 94H241V101H238V102H236V99L239 97H237L236 96V94L237 93H240V92H242V90H243V88ZM249 87H251V88H249ZM120 88H122V89H120ZM172 88V89H171ZM179 88V89H178ZM218 88V89H217ZM117 89V90H116ZM166 89H170V90H167V92H169L170 93V95L168 94V93H165L167 96H169L168 98H167V96L165 97L164 95V92H165V90ZM211 89V90H210ZM214 89V90H213ZM219 89H220V91H219ZM224 89V90H223ZM226 89V90H225ZM229 89H231V90H229ZM237 89H239V90H237ZM241 89V90H240ZM89 89H81V90H79L78 92H79V94H84L85 92L87 93V91H88ZM201 92H200V91ZM208 90V91H207ZM101 91V90H100ZM103 91V90H102ZM140 91V92H139ZM213 91H215L216 92V94H214V95H212V96H210V98H211V100H209L208 101V99H205V95L207 96L208 95V98H209V94H213ZM226 91V92H225ZM238 91V92H237ZM250 93H249V92ZM254 91V92H253ZM114 92V91H113ZM145 92V93H144ZM214 92V93H215ZM223 92V93H222ZM119 93H117V94H119ZM176 93V94H175ZM218 93H221V94H218ZM225 93V94H224ZM227 93H228V95H227ZM232 95H231V94ZM234 93V94H233ZM236 93V94H235ZM263 94L260 96L261 97V99H263L264 100V98H262V96H264V92H262ZM195 94H196V96H195ZM218 94V95H217ZM230 94V95H229ZM253 95V97H251V95ZM177 95H178V97H177ZM201 95V98L199 97ZM227 95V96H226ZM237 95H240V94H237ZM144 96V95H143ZM215 96H217L216 97V104H215V101L214 102H212L213 100H212V98H214ZM221 96V97H220ZM226 96V97H225ZM113 97V98H112ZM111 97V99H109V100H114V95ZM130 95H126L125 97H124V101H126L127 99H130ZM158 97V98H157ZM171 97V98H170ZM199 97V98H198ZM220 99H219V98ZM233 97V98H232ZM237 97V98H236ZM248 97V98H247ZM51 98H53V97H51ZM60 98H62L63 99V96H61ZM170 98V99H169ZM207 98V97H206ZM222 98V99H221ZM247 98V99H246ZM126 99V100H125ZM138 99H139V97H138ZM143 99V98H142ZM165 99H168L167 101L168 102H166V103H164V101H165ZM193 99V100H192ZM204 99L205 100H207L206 102L204 101ZM235 99V100H234ZM116 98H115V102H116ZM157 100V101H156ZM233 100V101H232ZM238 100V99H237ZM78 101V99L77 98H74V100L72 99L71 100V102L73 103V102H77ZM177 101V102H176ZM194 101V103H192ZM205 102V104H204V102ZM211 101V102H210ZM222 101H225V102H222ZM245 101H248V102H245ZM113 102V101H112ZM135 102V101H134ZM208 102H210L211 104H209ZM235 102V103H234ZM240 102V103H239ZM59 103H61V101H59V100H57L56 99V101L55 102H53V104H59ZM211 105V107H209V105ZM212 103H214L213 104V107L214 106H216V108L213 110L212 109ZM218 103V104H217ZM237 103V104H236ZM242 103V104H241ZM165 104V105H164ZM235 104V105H234ZM239 104V105H238ZM233 105V106H232ZM150 106V107H149ZM238 106V107H237ZM229 107V108H228ZM135 108V109H134ZM137 108V109H136ZM177 108V109H176ZM201 108V109H200ZM207 108V109H206ZM223 108V109H222ZM117 109V108H116ZM170 109V111H173V113H177L176 115H178V116H176L175 114L172 116V117H170V120H167V122H164V121H160L162 118L161 117H164V116H166V111L167 110H169ZM179 109V110H178ZM114 110V111H113ZM176 110H178V111H176ZM180 110H182V111H180ZM239 110H241V109H239ZM155 111V112H154ZM156 111H157V113H159V114H157L156 113ZM180 111V112H179ZM208 111H209V113H208ZM210 111H212V113H210ZM213 111L215 112V113H213ZM225 111V112H224ZM133 112V113H132ZM141 112V113H140ZM179 112V113H178ZM203 112H205V116L203 117ZM207 112V113H206ZM217 112H219V113H217ZM238 112V113H237ZM111 113V114H110ZM183 113V114H182ZM40 115H41V112L39 113ZM38 114V115H39ZM48 114V113H47ZM47 114H44V115H47ZM63 114H65V112L63 113ZM113 114L115 115V116H113ZM134 114V115H133ZM180 114H182L181 116H180ZM186 116H185V115ZM202 114V115H201ZM207 114H208V116H209V118H211L210 116H214V114H216L217 115V119L216 120H214V117H213V120L214 121H210L208 118H205V117H208L207 116ZM225 114V115H224ZM237 114V115H236ZM43 115V114H42ZM42 115L40 116L41 118L40 119H42ZM62 114H61V112H59V113H55V116H57V118L56 119H60V118H63V115L61 116ZM131 115V116H130ZM137 115V116H136ZM201 115V116H200ZM227 115V116H226ZM230 115V116H229ZM36 117H32L31 119H26L25 120V124L23 125H20V126H17V125H14L13 127H10V129L8 130V132L10 133L8 136H7V140L9 141V142H15V141H17V139L18 140H20L21 139V141H23V140H25V141H29L30 142V144L31 143H33L32 141H35V140H38V138L41 136L42 138H46V137H48L47 135V133H50L49 131V125H51L52 124V122H49V120L48 119H45L44 118V121H40V120H38L39 119V117L37 116V115H35ZM59 116V117H58ZM121 116V117H122ZM134 116H135V118H134ZM176 116V117H175ZM183 116V117H182ZM258 116V115H257ZM46 117V116H45ZM110 117V116H109ZM132 117H133V119H132ZM138 117V118H137ZM181 117V118H180ZM202 117V118H201ZM47 118V117H46ZM141 118V119H140ZM177 118V119H176ZM180 118V119H179ZM192 118V119H191ZM33 119V120H32ZM36 119V120H35ZM116 119V120H115ZM160 119V120H159ZM179 119V120H178ZM181 119L182 120H184V121H182V122H180L181 121ZM186 119H187V121H186ZM225 119V120H224ZM228 119V120H227ZM137 121V124H140V122H141V128L142 129H140V128H138V129H140V130H135L134 129V127H135V124H136V122L134 123L133 121ZM116 121V122H115ZM134 123H132V122ZM144 121V122H143ZM177 121V122H176ZM179 121V122H178ZM228 121V122H227ZM139 122V123H138ZM155 124H154V123ZM157 122L159 123L160 122V126H158V125H156L157 124ZM215 122V123H214ZM152 123H153V125H152ZM173 123V124H172ZM210 123V124H209ZM220 123H221V125H220ZM49 124V125H48ZM114 124H115V126H114ZM147 124V125H146ZM164 124V125H163ZM168 124V125H167ZM181 124V125H180ZM188 124V125H187ZM202 124V125H201ZM223 124V125H222ZM117 125V126H116ZM143 125V126H142ZM156 127H155V126ZM166 125V126H165ZM176 125V126H175ZM191 125V126H190ZM12 126V125H11ZM41 126V127H40ZM168 126V127H167ZM170 126V127H169ZM179 126V127H178ZM187 126V127H186ZM206 126V127H205ZM17 127V128H16ZM23 127V128H22ZM46 127H48V128H46ZM165 127H167V128H171L170 130H172V132L169 130V129H167V128H165ZM178 127V128H177ZM183 127V128H182ZM191 127H193V128H191ZM212 127V128H211ZM221 127V128H220ZM19 128V129H18ZM110 128H112V129H110ZM123 128H125L124 130H123ZM128 128V129H127ZM148 128V129H147ZM153 128H154V131H152L153 130ZM155 128H158L159 130L158 131H156V129ZM161 128H163L162 130H161ZM182 128V129H181ZM202 128V129H201ZM215 128H219V129H224L223 131L221 130V132H220V134H222V135H218V137L219 138H217L216 136H215V138H213V140H211L208 144H205V146L204 147H201V148H196L198 145V143L200 142V141H197L198 140V138H200V135H201V132H203V131H207L208 133H210L212 130H214ZM228 130H227V129ZM44 130V131H42V130ZM45 129L47 130V131H45ZM118 129H120V132L118 131ZM176 129V130H175ZM185 129V131H183L182 132V130H184ZM39 130V131H38ZM148 130V131H147ZM167 130H169L171 133H173V134H171L170 135V133H168L169 131H167ZM174 130V131H173ZM119 133H118V132ZM151 131L153 132V134L151 133ZM181 131V132H180ZM201 131V132H200ZM227 131V132H226ZM229 131H230V133H229ZM43 134H42V133ZM200 132V133H199ZM117 135H116V134ZM148 133V135H147V137H144V136H146L145 134H147ZM149 133H150V136H149ZM163 133V134H162ZM169 134V135H167V134ZM176 133V134H175ZM198 133V134H197ZM204 134L206 133V132H203ZM202 133V134H203ZM207 133V134H208ZM107 134V135H108ZM114 134L116 135V136H114ZM142 134V135H141ZM152 134V135H151ZM164 134H166V136L164 135ZM33 135V136H32ZM124 135V136H123ZM180 135V136H179ZM195 135V137L197 138V140L196 141H194V139H193V136ZM45 136V137H44ZM153 136H155L154 138H153ZM173 136V137H172ZM192 136V137H191ZM198 136V137H197ZM110 137H113V138H110ZM118 139H117V138ZM123 137V138H122ZM178 137H180V138H178ZM194 137V138H195ZM221 137V138H220ZM20 138V139H19ZM33 138H35V139H33ZM144 138V139H143ZM156 138V139H155ZM174 138V139H173ZM195 138V139H196ZM221 139V140H225V139ZM40 139V138H39ZM152 139V140H151ZM182 139H183V141H185V142H183L182 141ZM193 139V140H192ZM215 139V140H214ZM31 140V141H30ZM107 140V139H106ZM136 140V141H135ZM140 140V142H138ZM149 140H151V142H149ZM154 140H156V141H154ZM188 140V141H187ZM190 140V141H189ZM217 140V141H216ZM101 142H103V139H101L100 140ZM128 141V142H127ZM132 141V142H131ZM153 141V142H152ZM165 141V142H164ZM173 141H175V142H173ZM178 141V142H177ZM101 142H98L99 144L101 143ZM172 142H173V146H172ZM182 142L184 143V144H182ZM198 142V143H197ZM203 141H201L199 144H201ZM212 142H214V143H212ZM116 143V144H115ZM171 145H170V144ZM212 143V144H211ZM126 144V145H125ZM187 144H189V145H187ZM191 144V145H190ZM32 145V144H31ZM138 145V144H137ZM136 145V149L137 150H135V153L138 151H142L141 149H143V148H140V147H144V146H140L139 145V148H138V146ZM183 145V146H182ZM187 145V146H186ZM194 145V147H192ZM195 145H197V146H195ZM0 146H1V149L0 150H2L3 148L5 149H3L5 152H6V150H7V152L8 151H10V150H21V148L22 149H24L27 153H24V154H26L25 155V158H24V160L26 159V160H28L29 159V161L31 160L30 158H31V155H32V153H34V151H36V148H32L33 147V145L30 147V149L29 148H27V147H22V146H18V145H15V144H10V146L7 144H3V143H0ZM6 146H8L9 147V149H8V147H6ZM209 146V147H208ZM115 147V148H114ZM132 147V148H133ZM149 147V148H148ZM187 148V150L186 151H184L185 150V148ZM32 148V149H31ZM100 148V147H99ZM162 148V149H163ZM167 148V147H166ZM196 148V149H195ZM159 149L160 148H158L157 149V151H159ZM167 149H169V148H167ZM193 149V150H192ZM202 149V150H201ZM107 150V151H106ZM119 150V151H118ZM195 150V151H194ZM30 151H31V153H30ZM175 150H173V153L175 154V152H174ZM189 151V152H188ZM193 151V152H192ZM129 152V151H128ZM137 152V153H138ZM186 152V154H185V156H184V153ZM195 152V153H194ZM29 153V154H28ZM91 153L93 154V156H91ZM103 153V155H101ZM125 153V154H124ZM159 153V152H158ZM23 153H21V155H22ZM28 154V155H27ZM127 154V155H126ZM155 157L157 156V152H155ZM150 155V154H149ZM147 156V159L148 160H150L151 158L152 159H154L153 157H150V156ZM159 155H160V153H159ZM158 155V156H159ZM29 156H30V158H29ZM96 156V157H95ZM102 156V157H101ZM119 156V157H118ZM121 156H123V157H121ZM157 156V157H158ZM22 157H23V155H22ZM186 157H187V159H186ZM189 157V158H188ZM28 158V159H27ZM81 158H79L80 160H79V162H82L81 164L83 165V163H87L85 160V162L84 161H81ZM93 158V159H92ZM100 158V159H99ZM104 158V159H105ZM150 158V159H149ZM99 159V161H97ZM126 159V160H125ZM147 159H145L146 160V162H147ZM25 160V161H26ZM76 160H77V158H76ZM92 160H94V161H97V162H100V160H101V164L100 163H97V162H91ZM124 160V161H123ZM145 160H142V161H139V164L141 165L142 164V162L144 161L145 162ZM183 160V161H184ZM187 160V161H188ZM121 163H120V162ZM22 162H24V161H22ZM89 162H91V163H89ZM122 162H125V163H122ZM143 162V163H144ZM4 163V162H3ZM28 163V162H27ZM16 164V165H15ZM14 165L15 166H17V164L18 163H15ZM81 165L80 163H78V161H77V165ZM87 164V165H88ZM91 164V165H90ZM95 164H97V165H95ZM114 164L117 166H115L114 167ZM123 166H122V165ZM76 165V166H77ZM81 165V166H82ZM144 165V164H143ZM15 166H13L12 167V173H14L15 174V172L18 174V172L17 171H19L18 169H17V167H15ZM51 166V165H50ZM79 167V169L78 170H80V171H84L86 168H85V166L84 167ZM184 166V165H183ZM118 167H120L119 169H117ZM122 167V168H121ZM78 168V167H77ZM77 168H75V170H77ZM81 168H83L82 170H81ZM100 168V167H99ZM16 170V171H15ZM75 171V173H77V172H79V173H81L80 171ZM119 170V171H120ZM12 173H10L11 174V176H12V178L13 177H15V175L14 174H12ZM78 173V174H79ZM1 175V174H0ZM11 176L10 177H8V179H11ZM0 187L3 189V187L4 186H1L0 185ZM121 187L122 188H124V190H126L127 188L126 187H124V185H121ZM128 190V189H127ZM1 191V190H0ZM123 191V190H122ZM120 192H118V194H119ZM116 195H117V193H116ZM118 209V208H117ZM116 212H120V208H119V210L117 211L116 210ZM88 221H89V219H88ZM88 221L86 220L85 221V223L87 224L88 223ZM78 227V226H77ZM76 227V229H78ZM73 228H75V226H72L71 227V230L70 231H74V229ZM75 229V230H76ZM133 264H134V262H132Z\"/></svg>", "mask_w": 264, "mask_h": 264}]
</instances>
